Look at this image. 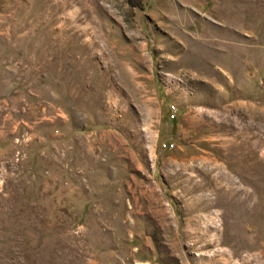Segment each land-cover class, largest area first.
Segmentation results:
<instances>
[{"label":"rangeland","instance_id":"rangeland-1","mask_svg":"<svg viewBox=\"0 0 264 264\" xmlns=\"http://www.w3.org/2000/svg\"><path fill=\"white\" fill-rule=\"evenodd\" d=\"M0 264H264V0H0Z\"/></svg>","mask_w":264,"mask_h":264}]
</instances>
